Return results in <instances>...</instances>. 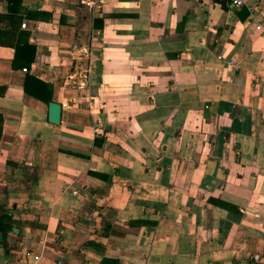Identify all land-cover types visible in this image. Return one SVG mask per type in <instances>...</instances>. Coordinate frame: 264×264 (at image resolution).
<instances>
[{"label":"crops","instance_id":"1","mask_svg":"<svg viewBox=\"0 0 264 264\" xmlns=\"http://www.w3.org/2000/svg\"><path fill=\"white\" fill-rule=\"evenodd\" d=\"M89 1L0 45V264H264V0Z\"/></svg>","mask_w":264,"mask_h":264},{"label":"trees","instance_id":"2","mask_svg":"<svg viewBox=\"0 0 264 264\" xmlns=\"http://www.w3.org/2000/svg\"><path fill=\"white\" fill-rule=\"evenodd\" d=\"M6 2V13H0V45H10L13 48V66H16L18 64L17 62H19L20 65H28L33 59L34 46L22 39L24 32L19 30V23L23 17H35L40 12L26 10L22 16L19 14L20 0H6ZM23 90L34 97L48 102L47 98L43 95V91H49L48 85L29 74L25 75ZM2 92L3 87L0 86V95ZM1 120L0 116V127ZM9 219V213L0 212V234H2V236L5 235L10 227L8 223Z\"/></svg>","mask_w":264,"mask_h":264},{"label":"water","instance_id":"3","mask_svg":"<svg viewBox=\"0 0 264 264\" xmlns=\"http://www.w3.org/2000/svg\"><path fill=\"white\" fill-rule=\"evenodd\" d=\"M60 115V105L57 102H48L47 103V119L51 123H58Z\"/></svg>","mask_w":264,"mask_h":264},{"label":"built area","instance_id":"4","mask_svg":"<svg viewBox=\"0 0 264 264\" xmlns=\"http://www.w3.org/2000/svg\"><path fill=\"white\" fill-rule=\"evenodd\" d=\"M226 2L228 5H230L233 8H240L245 4V0H226ZM81 3H83L85 6L90 7V8L93 7V5L97 4V2L95 3V1H89V0H85V1L81 0ZM227 63L231 64V61L229 60ZM255 259L256 257L254 256V260Z\"/></svg>","mask_w":264,"mask_h":264}]
</instances>
